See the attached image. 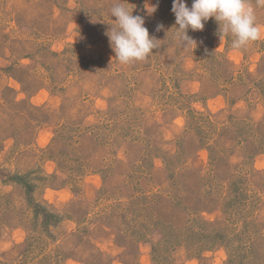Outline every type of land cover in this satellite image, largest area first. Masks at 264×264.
<instances>
[{
  "label": "rangeland",
  "instance_id": "374dc122",
  "mask_svg": "<svg viewBox=\"0 0 264 264\" xmlns=\"http://www.w3.org/2000/svg\"><path fill=\"white\" fill-rule=\"evenodd\" d=\"M248 2L262 35L236 50L214 17L185 46L173 0H0V264H264ZM117 3L156 39L143 61L115 59Z\"/></svg>",
  "mask_w": 264,
  "mask_h": 264
},
{
  "label": "clouds",
  "instance_id": "9594fccd",
  "mask_svg": "<svg viewBox=\"0 0 264 264\" xmlns=\"http://www.w3.org/2000/svg\"><path fill=\"white\" fill-rule=\"evenodd\" d=\"M257 5L264 6V0H257ZM171 10L178 25L176 37L185 46L195 43L187 31H202L204 22L213 17L219 25L220 40L230 37L233 49H244L262 35V26L257 23L255 9L248 0H193L190 8L185 0H173ZM132 13L122 3L111 8V17H115L116 23L106 34L115 59L121 64L143 61L156 48V39L149 36L144 19Z\"/></svg>",
  "mask_w": 264,
  "mask_h": 264
}]
</instances>
